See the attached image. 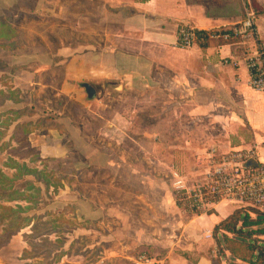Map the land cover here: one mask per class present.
<instances>
[{"label": "rangeland", "instance_id": "rangeland-1", "mask_svg": "<svg viewBox=\"0 0 264 264\" xmlns=\"http://www.w3.org/2000/svg\"><path fill=\"white\" fill-rule=\"evenodd\" d=\"M89 3L93 2L0 0V91L3 94H0V120L7 124L10 120L12 122L9 126H12L13 121L24 111L26 115L34 114L31 119L32 126L26 127L30 132L31 129L34 131L29 146L24 144L26 137L22 132V125L15 127L13 132H8L9 128L6 129L4 124L2 127L0 125V170L8 178L19 177L13 188L25 197H36L35 192L27 188V183L34 182V178L23 175L24 172L18 176L15 170L4 168V165L13 163L27 170H38L41 175L37 179L44 183H34L42 191L34 205L19 200L15 194L11 202L0 200V207L29 208L23 211L21 217L29 218V223L34 224V229L38 232L32 234L31 228L28 227L13 236L11 242L0 249V264H138L136 259L141 255H144L149 263L161 259L167 262L174 257L172 254L168 255L171 244L166 241L175 223L172 215L165 214L160 207L158 201L162 191L157 187L164 186L163 183L169 186L170 172L165 164H156V161L154 163L149 160L152 158L151 152L166 148L165 139L153 140L157 128L165 134L169 127L165 96L154 92L150 87L136 92L128 90L123 101H120L121 95L113 96L103 89L97 92L96 99L91 101V104L86 99V104L92 106L78 107L67 95H56L55 90L60 87L65 65H60L54 70L55 75L51 81L47 78L48 75H43L41 81L51 88L39 94L38 87L19 89L14 84L18 83V80L16 77L12 78V75L18 74L22 69L34 71L39 63L44 65L46 60L37 58L36 55L40 54L34 53L47 52L46 55L52 56L51 60L54 62L56 58L52 53H55L57 48L70 49L85 44V17ZM95 3L97 5L99 1ZM92 19L96 21V18ZM77 23L82 27L81 30L74 29ZM24 62L29 64L24 65ZM97 116L103 120L100 121ZM16 128L18 134L12 139ZM61 135V138H57ZM46 144H57L60 148L68 150V154L62 159H40L39 147ZM84 147L107 151L112 163L116 165L103 170L83 165L85 168L76 172V166H81L82 162L88 163L89 158L100 162L93 153L78 154L77 150H74ZM71 152H74V155H70ZM164 152L162 151L161 155L164 154L165 158ZM26 155L27 158H21ZM120 161L125 162L129 168L143 169V175L133 174L129 168H118L117 163ZM209 166L208 163L207 168ZM178 173L188 186L203 179L202 175L193 179V171L178 169ZM146 178H154L156 188L144 186ZM44 185L47 186L46 191ZM75 197L90 199L92 205L102 209L120 207L127 215L125 229L116 221H107L108 224H104L112 228L115 234L111 231V239H105L103 229L106 226L100 224V221L86 223L71 220L65 213L74 211V207H65L66 205L58 203L57 200L61 199L67 203L74 201ZM139 197H142V201ZM177 198V208L185 219L189 215L210 213L208 208L191 210L175 196V200ZM234 206L239 207L237 210L241 216H247L249 221L247 227L243 228L241 237L232 234L227 236L239 243H252L264 248V215L246 204ZM2 212L0 209V213ZM241 222L240 220L238 226H241ZM82 226L92 229L91 235L74 239L75 235L71 229ZM3 227L11 226L4 220L3 225H0V235ZM52 228L60 229L55 234L49 233ZM138 232L139 236L136 235ZM105 233L108 234V230ZM42 234L44 236H41ZM25 235L30 236L27 239L30 245L25 242ZM217 239L219 247L211 241L206 243L203 240V243H199L205 253L208 252L209 257L213 256L214 264H245L229 254L227 248H230V244L223 242L222 233H218ZM231 248L242 258L248 256L243 246L231 245ZM24 251L28 252L27 256ZM174 254H186L190 256V261H194L198 256L197 251L189 254L174 251ZM24 256L29 260H23Z\"/></svg>", "mask_w": 264, "mask_h": 264}, {"label": "crops", "instance_id": "crops-1", "mask_svg": "<svg viewBox=\"0 0 264 264\" xmlns=\"http://www.w3.org/2000/svg\"><path fill=\"white\" fill-rule=\"evenodd\" d=\"M95 1L97 0H90L93 3H89L87 8L85 44L70 49L57 48L52 53L56 58L54 62L51 60L52 56L46 55L47 52L34 53L40 54L36 55L37 58L46 60L44 65L39 63L34 71L22 69L18 74L12 75V78L16 77L18 80L14 84L19 89L38 87L39 94L51 88L41 81L43 75H48L47 78L51 81L55 75L54 70L65 65L60 87L55 90L56 95H67L78 107L89 108L92 106L91 101L96 99L88 100L83 84L94 88L96 96L103 89L109 91L108 87L111 85L129 84L130 87L123 88L121 96L118 95L120 101H123L128 90L136 92L152 87L154 92L162 93L166 99L169 127L165 134L157 128L153 140L165 139L167 144L161 151L151 152L152 158L149 160L165 164L170 172L169 186L163 183L164 186L157 187L162 191L158 203L165 214L172 215L175 223L166 241L171 244L167 253L174 257L167 262L161 259L147 264H214L213 256L209 257L199 243L211 241L216 245L214 228L239 207L234 206L235 203L220 201L208 207L210 213L189 215L185 219L175 203L172 174H179V169L195 172L191 175L193 179L203 176L211 150L223 155L255 149L258 161L264 163V94L248 86L249 76L243 58L248 53L246 45L251 48L252 43L209 40L206 48L194 45L188 50H182L176 46L177 28L188 26L206 33L228 29L240 23L245 10L252 7L258 13L257 27L264 37V0H149L145 3H136L134 0H98L97 5ZM74 29L81 30L82 27L77 23ZM229 58H233L237 66L230 65ZM224 61L228 63L225 64ZM28 62H24V65L32 63ZM86 99L89 105L86 104ZM33 115H26L25 111L21 113L8 132H13L18 125H22V128L31 127ZM96 118L103 120L100 116ZM25 119L28 121H23ZM31 130L28 135L29 144L34 133ZM61 137L62 135L57 138ZM74 150L78 154L93 153L100 159V162H96L94 158H89L88 163L82 162L81 166H76V172L83 165L102 170L116 165L112 163L107 151L87 147ZM38 151L40 159H62L68 154V150L57 144L40 146ZM162 151H165V158L164 154L161 155ZM70 155H74V152ZM117 167L129 168L121 161L117 163ZM129 169L133 174L143 175V169ZM145 185L156 188L154 178L144 179ZM141 198L139 197L140 200ZM73 200L67 203L61 199L57 201L66 205L65 207H74V211L65 213L73 221H100V224L106 226L103 229L105 239H111V235L115 234L105 222L108 224L116 221L122 228L126 226L127 215L120 207L102 209L92 205L90 199L75 197ZM106 230L108 234L105 233ZM92 231L87 226L71 229L74 239L91 235ZM177 231L179 232L176 233ZM136 235L139 236V232ZM174 251L188 254L197 251L198 256L190 261V256L187 259L181 255L176 256Z\"/></svg>", "mask_w": 264, "mask_h": 264}, {"label": "built area", "instance_id": "built-area-1", "mask_svg": "<svg viewBox=\"0 0 264 264\" xmlns=\"http://www.w3.org/2000/svg\"><path fill=\"white\" fill-rule=\"evenodd\" d=\"M195 32L196 30L188 26H178L176 46L182 50L190 49L195 45ZM207 34L209 40L253 44L251 48L246 45L248 53L243 58L249 76L248 86L264 94V37L258 30L256 13L252 7L245 10V16L240 23ZM229 64L237 66L233 58H229ZM207 160L210 166L204 172L201 182L188 186L179 174H172L175 196L181 202L196 211L226 201L246 204L264 214V163L258 161L255 149L223 155L211 150ZM136 262L149 263L144 255L139 256Z\"/></svg>", "mask_w": 264, "mask_h": 264}, {"label": "trees", "instance_id": "trees-1", "mask_svg": "<svg viewBox=\"0 0 264 264\" xmlns=\"http://www.w3.org/2000/svg\"><path fill=\"white\" fill-rule=\"evenodd\" d=\"M134 1L136 3H145L149 0H134ZM255 13L258 14L257 11ZM195 37H196L195 45H197L199 48L203 49V48H206L208 46L209 38H208V34L206 32L196 31ZM0 94H2L1 91H0ZM4 99L9 100L8 97L7 98L4 97ZM10 122H12V121L9 120V123L7 124L6 122L0 120V125L2 127V125L4 124V127L6 129H8L10 127L9 126ZM26 127H28V126H26ZM26 127H23V128L21 127V129H22V132L24 133V135L26 137V138H24V144L26 146H29L28 135L31 132L29 130H27ZM17 134H18V132H17V128H16V132H14V135L11 138L15 139ZM0 151H1V148H0ZM22 157L27 158L28 155L21 156V158ZM4 168H10L11 170L12 169L15 170L17 172L18 176H20V174H22L24 172L23 175L33 177L34 182H28L27 188H29L33 192H35L36 197L32 199L30 197H25V196H22L21 194H18V192L13 187H14V182L17 179H19V177L13 176V178H8L0 170V200H2L4 202H11L13 200V198H15V197H13L15 194L19 197V200L24 201L27 204H32V205L36 204L38 201L37 199H39L42 191H41V188L36 187V185L34 183H43L37 179V177H39L41 175V172H39L38 170H27V168L19 167L18 165L13 164V163H12V165H8V164L4 165ZM44 189L46 191L47 186L45 187V185H44ZM175 201H176L175 202L176 206H178L179 205V204H177L178 198ZM0 209L3 211L2 213H0V225H3L4 220H7L11 226L8 228L3 227V229H2V232L0 235V249L5 247L11 241V238L13 236L17 235L21 230H23L25 228L30 227L32 234H38V232H36V230L34 229V224L31 225L29 223V221H30L29 218L21 217L23 211L27 210L29 208L23 209L20 206H17L16 208L13 209L10 207L1 206ZM262 215H264V214H262ZM240 220L242 221L241 226H238ZM248 221H249V218L245 215L242 217L239 210L236 209L228 218L223 220L221 223H219L214 228L213 238H214V241L216 243V247H219V245H220L219 240L217 239L218 233H222L223 242L225 244H230V248H227V251L229 252V254L232 257H234L235 259H237L239 261L244 262L245 264H264V248H259L256 244H252V243H250V244L239 243L237 240L227 236V234H232V235H235L237 237H241L243 228L247 227ZM54 229L55 228H52L49 231V233L55 234V233H57L56 231L59 230L60 228H57V230L56 229L54 230ZM41 236H44V234H42ZM23 238H24L25 242L28 244L27 239L30 238V236L25 235ZM28 245H30V244H28ZM231 245H236L238 247L243 246L245 251L248 253V256L246 258H244V257L242 258L240 255H237L235 253L236 250L232 249ZM23 253L25 256L28 255L27 251H24ZM25 256L22 259L23 260H29ZM182 257L187 259L188 256H186V254H183Z\"/></svg>", "mask_w": 264, "mask_h": 264}, {"label": "water", "instance_id": "water-1", "mask_svg": "<svg viewBox=\"0 0 264 264\" xmlns=\"http://www.w3.org/2000/svg\"><path fill=\"white\" fill-rule=\"evenodd\" d=\"M129 87H130L129 84H127L125 86H122L121 84H116V85L109 86L108 90H109L111 95L118 96L122 93L123 88L128 89ZM82 88L84 89L88 100H94L96 98V92H95L94 88H92L90 85L83 84Z\"/></svg>", "mask_w": 264, "mask_h": 264}]
</instances>
